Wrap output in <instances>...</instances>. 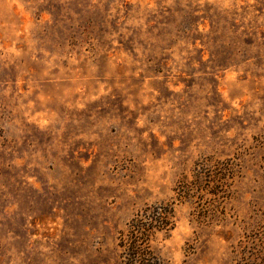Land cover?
Instances as JSON below:
<instances>
[{
    "label": "rangeland",
    "instance_id": "1",
    "mask_svg": "<svg viewBox=\"0 0 264 264\" xmlns=\"http://www.w3.org/2000/svg\"><path fill=\"white\" fill-rule=\"evenodd\" d=\"M264 264V0H0V264Z\"/></svg>",
    "mask_w": 264,
    "mask_h": 264
},
{
    "label": "trees",
    "instance_id": "2",
    "mask_svg": "<svg viewBox=\"0 0 264 264\" xmlns=\"http://www.w3.org/2000/svg\"><path fill=\"white\" fill-rule=\"evenodd\" d=\"M173 209L163 205L147 206L119 233L118 246L125 264H158L159 258L150 248L154 233L166 231L173 226Z\"/></svg>",
    "mask_w": 264,
    "mask_h": 264
}]
</instances>
